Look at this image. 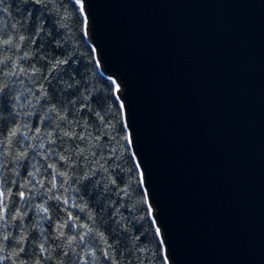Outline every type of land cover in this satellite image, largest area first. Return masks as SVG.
I'll list each match as a JSON object with an SVG mask.
<instances>
[{"label":"water","instance_id":"95a60500","mask_svg":"<svg viewBox=\"0 0 264 264\" xmlns=\"http://www.w3.org/2000/svg\"><path fill=\"white\" fill-rule=\"evenodd\" d=\"M167 264H264V0H85Z\"/></svg>","mask_w":264,"mask_h":264},{"label":"trees","instance_id":"16d2710c","mask_svg":"<svg viewBox=\"0 0 264 264\" xmlns=\"http://www.w3.org/2000/svg\"><path fill=\"white\" fill-rule=\"evenodd\" d=\"M76 7L72 0H0V32L35 40V44L29 47L32 59L24 61L14 56L12 50L0 48V62L13 57L12 61L0 64L2 150L5 153L15 150V146L9 143L15 139L11 137V130L24 125L28 126L25 131L29 136L33 135L30 130L35 129H40V136L54 133L52 138L57 144L52 147H58L62 152L77 145L88 149L83 156L73 157V169L54 154L45 159L46 141L20 140V148L26 145L36 147L27 149L28 158L17 166L18 176L11 173V164L8 165L7 179L15 181L10 209L26 207L16 196L18 190L25 191L26 195L31 192L29 202L36 206L43 203L46 196L50 197L52 193L47 191L49 180L53 177L56 182L66 180V177L55 175V169L66 171L72 177L67 180L70 187L61 189L66 190L70 204L59 202L57 207L58 202L49 199L45 206L49 207L51 221H41L35 208L23 221H9L8 227L3 229L9 235L5 242L7 251H19L16 241L22 231L27 243L21 245L25 251L19 258L13 257L4 264H21V261L23 264H93V261L95 264H167L153 219L144 210L147 205L140 202L143 188L137 186L139 169L135 167L130 145L125 147L127 141L123 136L127 130L122 129L123 112L112 85L113 79L104 75L99 67L94 49L84 35L87 26V21L82 23L84 13H77ZM57 61H61L58 66ZM9 65L13 71L15 65H20L25 72L7 75ZM53 106L56 111H51ZM57 112L61 115L67 113L69 120L80 122L73 125L75 133H81V126L86 124L93 138L98 133L100 137L107 133V138L81 142L65 137L61 142L60 136L67 123L58 120ZM56 123L61 125L60 129L55 128ZM40 143H46V148L40 149ZM37 169L34 179L42 181L45 187L39 191L31 186L19 188L31 179L29 173ZM113 179L116 184H112ZM120 189H127L128 194L124 195ZM73 201L79 207H71ZM81 207L85 211H81ZM64 208L69 211L65 212ZM69 212L73 218H78L80 224L92 225L97 233L104 234L112 245L109 249L111 259L101 251L106 245L98 236H88L77 242L84 230L76 227L65 229L63 237L59 235L56 225L62 223ZM89 214L93 219H89ZM21 224L23 229L19 227ZM71 237L75 240L69 244ZM41 244L46 251L41 250ZM93 251L95 257L91 255Z\"/></svg>","mask_w":264,"mask_h":264},{"label":"snow or ice","instance_id":"6c2138e0","mask_svg":"<svg viewBox=\"0 0 264 264\" xmlns=\"http://www.w3.org/2000/svg\"><path fill=\"white\" fill-rule=\"evenodd\" d=\"M37 2H40V0H37ZM76 7V12L83 14L85 12V0H72ZM87 21V16H84L83 21ZM84 35H87V31L85 30ZM35 44V40H33L31 37H26L24 35H4L2 32H0V48L6 49V50H12L14 53V56H18V59L20 61L32 59V56L29 54V47L30 45ZM13 57H7L5 61L0 62V64L8 63L9 61H12ZM61 63V61L56 62V66H58ZM16 70H12V65H9V71L6 73L7 75L16 76L17 73L23 74L25 72V69L21 67L20 65H15ZM112 85L114 87V90L116 92H119L120 86L116 83L115 80L112 81ZM0 91H3V89H0ZM46 95V93H45ZM124 108V104H120V109ZM51 111H56L55 106L51 109ZM58 120L65 121L67 123V127H65L62 130L60 140L63 142V139L67 137L68 139L72 140H79L81 142H86L89 139L96 140V139H105L107 138V133H105L104 137H100L99 133L97 134V137L93 138L91 132L87 131V125L84 124L81 126V133H75L73 125L79 124V121H73L69 120V117L67 113H64L61 115L59 112H57ZM129 125L127 123H124L122 125V129H127ZM28 126L24 125L23 127H16L11 130V137L15 138L14 140H10L9 143L15 146V150L11 151V154L15 157V162L10 163L9 162V152L5 153L2 149L4 148V144L0 142V253H7L6 255H0V264H4V261L11 260L13 257L19 258L21 253L25 251V248L21 245L27 243V238L23 234V231L21 232L19 239L16 241L17 246L19 247V251H13L8 252L7 248L5 247V242L9 240V235L3 232V229H6L8 227L9 221L13 220H20L23 221L28 213L35 208L36 214L40 216V220H49L51 221V216L48 215L49 213V207L45 206L47 204V201L49 199H54L58 202L57 207L60 206L59 202H62V205H69L70 199L67 198V193L65 191H61V189H65L66 186L70 187V185H67V180H71L72 177L68 175V172L66 171H60L59 169H55V175L66 177V180H60L59 182L55 181V178L49 180L47 191L49 193H52V195L46 196L43 203L44 207L41 208L40 205L36 206L29 202V200L32 197L31 192H29L27 195L25 191L18 190L16 192V196L19 198L20 201L23 202V204L26 205V207L23 208H12L10 209L9 204L12 202L13 192L12 187L15 185V181H9L7 179V174L9 172L8 165L11 164V173L15 175H19V172L17 171V166L22 160H25L28 158V150L29 148L36 147L35 145H26L25 148L19 147L20 140H29V139H41L47 142V153L45 154V159H48L49 156L55 155L59 160L64 161L66 164H68L70 167L74 169L75 165L73 164V157L74 156H83L85 152L88 151L87 148H81L79 145H77L75 148H72L70 150L66 149L63 152L59 150V148H53V145L57 144V141L52 138L54 133H45L43 136H40V129L30 130L33 131V135L29 136L28 132L25 131ZM55 128L60 129L61 125L59 123H56ZM112 139H115V137H112ZM123 139L127 141V146L133 144L134 138L131 134V132H125ZM99 146V145H97ZM40 149L46 148V143H40L39 144ZM113 151V158H115V149ZM68 153V154H66ZM93 156H95V153H92ZM132 156L135 157V153H132ZM47 167H53V165H48ZM135 167L139 168L140 164L139 162L136 163ZM29 179L27 183H24L19 186V188L22 189H28L30 186L37 190L39 188L45 187L44 183L41 181H37L34 178L36 177L35 172L29 173ZM138 182L137 186L143 188V192L141 195V203L146 204L147 207L144 209L146 214L151 216L153 209L152 205L148 203L147 201V194H148V188L144 187V184L147 182L148 177L145 175L143 171L138 173ZM89 177H85V179H88ZM75 182V181H73ZM112 184H116V181L113 179ZM120 192L124 195H127V189H120ZM59 193V194H57ZM118 195L120 193H117ZM71 207H79L78 204H76L74 201L71 202ZM81 211H85L84 208H80ZM65 212H68V208H64ZM115 211V209H114ZM43 214V215H41ZM59 218V217H58ZM89 219H93L91 214H89ZM153 222H155V218H153ZM39 226V224H37ZM22 229L24 228L23 224L19 225ZM73 227H76L78 229H82L83 234L79 235V240L77 242H82L85 240L88 236H98L100 239L104 240V244L106 247L102 249L104 256L111 259L109 255V249L112 248V245L108 243L107 239L104 238L103 233H97L92 225H89L87 223L80 224L78 222V218H73L71 216V213L63 218V222L56 225L57 232L61 237L65 235L64 230L65 229H71ZM155 232L157 235L161 233V229L157 227L155 229ZM41 234L43 235V230H41ZM72 240H75V237L69 238V244H71ZM161 244H163V240H161ZM41 250L46 251L44 244H41ZM93 257H95V252L93 251L91 253ZM21 264H23V261H21ZM93 264H95V261H93Z\"/></svg>","mask_w":264,"mask_h":264},{"label":"clouds","instance_id":"9594fccd","mask_svg":"<svg viewBox=\"0 0 264 264\" xmlns=\"http://www.w3.org/2000/svg\"><path fill=\"white\" fill-rule=\"evenodd\" d=\"M9 158H10V159H9V162H10V163H14V162H15V157L11 154V152H9ZM33 167L35 168V165H33ZM38 171H39V169H37L36 171H34L36 175H37V172H38ZM41 183H42V181H41ZM37 191H39V189H37ZM40 207L43 208L44 205L41 204Z\"/></svg>","mask_w":264,"mask_h":264}]
</instances>
